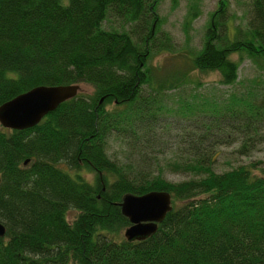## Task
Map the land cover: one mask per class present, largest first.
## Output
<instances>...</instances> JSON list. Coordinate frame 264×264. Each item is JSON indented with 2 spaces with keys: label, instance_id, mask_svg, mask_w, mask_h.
<instances>
[{
  "label": "trees",
  "instance_id": "1",
  "mask_svg": "<svg viewBox=\"0 0 264 264\" xmlns=\"http://www.w3.org/2000/svg\"><path fill=\"white\" fill-rule=\"evenodd\" d=\"M160 2L0 0V105L41 85L92 87L31 128L0 125V264H264V173L251 162L215 168L222 145L249 156L264 143V85L220 103L163 105L158 94L185 79L152 74L151 59L174 49ZM229 4L218 1L191 57L192 69L218 72L227 86L238 78L232 54L264 68V0H249L245 27L232 31ZM196 9L189 7L186 32ZM109 20L118 27L105 28ZM173 111L191 124L178 153L160 162L150 153ZM111 138L123 143L125 159L109 155ZM61 164L89 168L93 182ZM165 169L186 178L170 181ZM152 190L169 192L172 209L154 233L128 241L122 197Z\"/></svg>",
  "mask_w": 264,
  "mask_h": 264
},
{
  "label": "rangeland",
  "instance_id": "2",
  "mask_svg": "<svg viewBox=\"0 0 264 264\" xmlns=\"http://www.w3.org/2000/svg\"><path fill=\"white\" fill-rule=\"evenodd\" d=\"M219 0H161L157 12L162 19L161 30L166 31L174 43L171 52H160L149 62L152 74L157 78L168 76H180L185 79L177 88L164 90L158 94L162 104L167 108L178 110L186 103L209 101L211 103L224 100L232 92L246 93L248 89H258L264 85V68L262 60L254 61L247 56L239 57V54H232L231 58L239 62L238 78L234 85L227 86L219 83L218 72H201L192 69L191 57L202 46L204 33L209 23L210 14L217 8ZM196 4L198 13L185 31V17L191 5ZM249 0H230L228 7L230 31L234 26L245 27L249 15ZM119 22L109 20L104 22L105 28L118 27ZM199 83V84H198ZM80 92L88 94L92 91L90 85L81 83ZM146 88V87H145ZM166 120L171 122L168 127L158 129L159 148H154L152 154L160 162H166L178 153L179 135L184 132L191 122L182 113H168ZM157 142V141H155ZM237 144L222 145L219 147L220 155L217 158L216 170L224 171L239 164L255 163L253 172L257 175L263 174L264 170V143L249 156H239L236 153ZM183 148V145H181ZM126 149L120 140L111 138L108 143V153L111 157L125 159ZM60 167L70 175L80 174L89 182H93L94 173L89 168L82 166L80 169H69L65 164ZM164 176L170 181H179L186 176L183 173H176L165 169ZM77 211L70 209L67 212V219L73 220ZM123 237V232L121 233ZM120 238V237H119Z\"/></svg>",
  "mask_w": 264,
  "mask_h": 264
},
{
  "label": "water",
  "instance_id": "3",
  "mask_svg": "<svg viewBox=\"0 0 264 264\" xmlns=\"http://www.w3.org/2000/svg\"><path fill=\"white\" fill-rule=\"evenodd\" d=\"M79 92V84L33 87L0 105V125L12 130L31 128L60 103ZM27 162L25 160L24 164ZM120 206L130 223L124 229L123 237L128 241L141 240L154 233L172 209L171 194L156 190L141 195L126 193ZM5 230L0 222V237L4 236Z\"/></svg>",
  "mask_w": 264,
  "mask_h": 264
}]
</instances>
